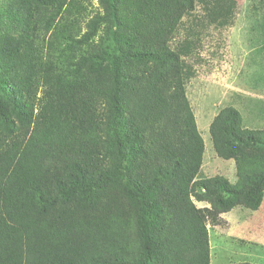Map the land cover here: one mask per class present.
Returning <instances> with one entry per match:
<instances>
[{"label":"trees","instance_id":"obj_1","mask_svg":"<svg viewBox=\"0 0 264 264\" xmlns=\"http://www.w3.org/2000/svg\"><path fill=\"white\" fill-rule=\"evenodd\" d=\"M5 1L21 31L0 38V264H211L208 225L264 199V153L247 147L264 129L221 109L210 135L237 178H199L205 142L169 45L195 0H105L112 47L72 66L91 59L84 81L35 60L39 26L58 28L74 0Z\"/></svg>","mask_w":264,"mask_h":264},{"label":"rangeland","instance_id":"obj_2","mask_svg":"<svg viewBox=\"0 0 264 264\" xmlns=\"http://www.w3.org/2000/svg\"><path fill=\"white\" fill-rule=\"evenodd\" d=\"M5 4L0 0L1 7ZM117 6L126 12L135 8L132 0H120ZM110 13L105 0H74L69 11L58 18V28L46 31L39 26L34 39L35 60L41 65L51 59L54 77L84 81L92 70L91 59L81 70L72 66L92 54L101 55L92 58L101 60L102 51L112 47ZM20 31L0 9V38ZM70 33L73 36L68 40ZM169 45L181 57L188 76L187 95L205 142L199 178L223 175L235 181V162L218 156L209 128L221 109L233 106L240 112L241 128L264 129V0H195L194 10L183 15ZM41 76L37 77V96L46 89ZM247 147L264 153V138ZM262 202L257 211L237 206L221 214L223 225H208L213 245L218 240L212 249L213 264L252 258L264 264V199ZM195 203L210 207L207 202Z\"/></svg>","mask_w":264,"mask_h":264},{"label":"crops","instance_id":"obj_3","mask_svg":"<svg viewBox=\"0 0 264 264\" xmlns=\"http://www.w3.org/2000/svg\"><path fill=\"white\" fill-rule=\"evenodd\" d=\"M232 181V180H231ZM263 203V202H262ZM261 203V204H262ZM261 206V205H260ZM259 210V209H258ZM257 211V210H256ZM225 213H227V212H225ZM223 214V213H222ZM219 228V227H218ZM221 228V227H220ZM224 230V229H223ZM230 236H232V235H230ZM209 241H210V248H211V264H213V262H212V257H213V252H212V249H214L215 247H213V246H216L217 245V243H216V241L218 242V240H216L215 239V241H214V244L215 245H213V242H212V239H211V232L209 233ZM249 256H255V255H253V253L251 254V253H247ZM241 255V254H240ZM239 255V256H240ZM244 255H246V253H244ZM251 259V258H250ZM253 259V258H252ZM251 259V261H247V262H251V263H256V264H258L257 262H254V260H252ZM243 260V259H242ZM238 261V260H237ZM239 263V262H238Z\"/></svg>","mask_w":264,"mask_h":264}]
</instances>
